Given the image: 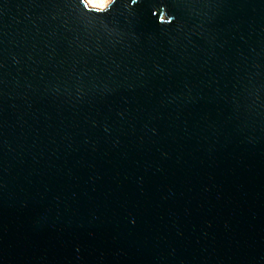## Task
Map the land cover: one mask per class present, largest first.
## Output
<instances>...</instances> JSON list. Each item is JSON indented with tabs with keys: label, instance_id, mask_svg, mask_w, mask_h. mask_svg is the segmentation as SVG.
I'll use <instances>...</instances> for the list:
<instances>
[{
	"label": "water",
	"instance_id": "water-1",
	"mask_svg": "<svg viewBox=\"0 0 264 264\" xmlns=\"http://www.w3.org/2000/svg\"><path fill=\"white\" fill-rule=\"evenodd\" d=\"M0 264H264V0H0Z\"/></svg>",
	"mask_w": 264,
	"mask_h": 264
},
{
	"label": "bare ground",
	"instance_id": "bare-ground-1",
	"mask_svg": "<svg viewBox=\"0 0 264 264\" xmlns=\"http://www.w3.org/2000/svg\"><path fill=\"white\" fill-rule=\"evenodd\" d=\"M88 1L92 5L106 7L111 0H88Z\"/></svg>",
	"mask_w": 264,
	"mask_h": 264
},
{
	"label": "rangeland",
	"instance_id": "rangeland-1",
	"mask_svg": "<svg viewBox=\"0 0 264 264\" xmlns=\"http://www.w3.org/2000/svg\"><path fill=\"white\" fill-rule=\"evenodd\" d=\"M113 0H111L109 3H108V5L112 2ZM87 2L89 3V1L87 0ZM90 4V3H89ZM103 4V3H102ZM91 6H94V7H100V8H104V7H102V6H95V5H92V4H90ZM107 5V6H108Z\"/></svg>",
	"mask_w": 264,
	"mask_h": 264
}]
</instances>
